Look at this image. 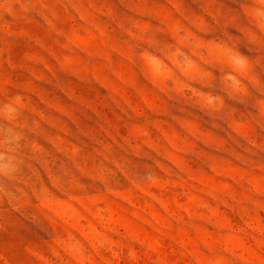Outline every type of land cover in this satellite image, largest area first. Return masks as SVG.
<instances>
[{
	"label": "rangeland",
	"instance_id": "1",
	"mask_svg": "<svg viewBox=\"0 0 264 264\" xmlns=\"http://www.w3.org/2000/svg\"><path fill=\"white\" fill-rule=\"evenodd\" d=\"M0 264H264V0H0Z\"/></svg>",
	"mask_w": 264,
	"mask_h": 264
}]
</instances>
